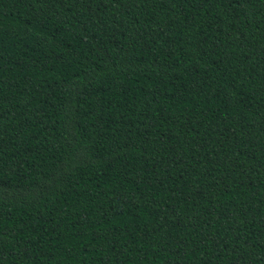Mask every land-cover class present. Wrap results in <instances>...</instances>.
Wrapping results in <instances>:
<instances>
[{"label":"trees","instance_id":"trees-1","mask_svg":"<svg viewBox=\"0 0 264 264\" xmlns=\"http://www.w3.org/2000/svg\"><path fill=\"white\" fill-rule=\"evenodd\" d=\"M0 264H264V0H0Z\"/></svg>","mask_w":264,"mask_h":264}]
</instances>
